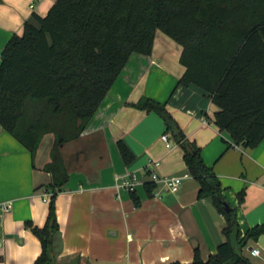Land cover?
Masks as SVG:
<instances>
[{"label": "crops", "instance_id": "0c3cea01", "mask_svg": "<svg viewBox=\"0 0 264 264\" xmlns=\"http://www.w3.org/2000/svg\"><path fill=\"white\" fill-rule=\"evenodd\" d=\"M54 1L0 0V51L13 33H21L25 20L44 15ZM180 52L178 43L157 30L151 53L129 55L83 131L62 145L69 177L55 197L61 242L55 264L189 262L195 248L206 259L223 241L224 218L209 198H197L198 184L187 172L181 147L169 140L155 112L131 105L141 96L166 102L185 136L200 148L235 209L241 233L264 223V141L252 148L235 145L217 129L212 122L216 107L205 92L177 83L184 71ZM118 139L134 155L128 164L118 153ZM53 140V133H45L31 162L29 152L0 127V202L11 204L0 211V264H31L40 252L39 239L24 221L37 226L45 221L49 195L44 185L50 175L43 166ZM151 172L182 178L175 191L158 183L147 195L143 183L150 181ZM131 174L138 206L121 186ZM241 189L244 197L238 203ZM241 252L251 264H264V233Z\"/></svg>", "mask_w": 264, "mask_h": 264}, {"label": "trees", "instance_id": "16d2710c", "mask_svg": "<svg viewBox=\"0 0 264 264\" xmlns=\"http://www.w3.org/2000/svg\"><path fill=\"white\" fill-rule=\"evenodd\" d=\"M32 18L0 51V127L29 152L31 162L41 137L54 135L43 166L50 175L45 221H24L40 242L31 264H55L61 249L55 197L69 177L62 145L83 131L129 55L151 53L157 30L181 46L184 71L177 83L205 92L216 107L217 129L235 145L252 148L264 141V0H55L44 15ZM131 105L162 119L198 184L197 198H209L224 218V239L214 253L203 259L195 248L189 262L164 264H251L241 249L264 233V223L241 233L218 177L166 102L141 96ZM116 146L123 163H130L134 155L127 145L118 139ZM143 186L152 195L156 184ZM128 189L138 206L140 197ZM236 197L241 203L244 190Z\"/></svg>", "mask_w": 264, "mask_h": 264}, {"label": "built area", "instance_id": "2783aa9c", "mask_svg": "<svg viewBox=\"0 0 264 264\" xmlns=\"http://www.w3.org/2000/svg\"><path fill=\"white\" fill-rule=\"evenodd\" d=\"M161 139L165 142V145L168 146V136L166 133H163L161 135ZM156 163H153L152 165H155ZM150 181L154 182L155 184L160 183L163 187L167 188L170 191H175L180 180L181 176H162L160 174H157L156 172H151L149 174ZM135 182V176L133 174L129 175V177L126 180H123L121 183V186L125 188H131L132 184ZM11 204L9 201H2L0 202V211H7L9 210ZM252 254L258 253L257 249H251Z\"/></svg>", "mask_w": 264, "mask_h": 264}, {"label": "rangeland", "instance_id": "374dc122", "mask_svg": "<svg viewBox=\"0 0 264 264\" xmlns=\"http://www.w3.org/2000/svg\"><path fill=\"white\" fill-rule=\"evenodd\" d=\"M159 32H160V31H159ZM169 140H170L171 142H173V138H172V137H170Z\"/></svg>", "mask_w": 264, "mask_h": 264}, {"label": "water", "instance_id": "95a60500", "mask_svg": "<svg viewBox=\"0 0 264 264\" xmlns=\"http://www.w3.org/2000/svg\"><path fill=\"white\" fill-rule=\"evenodd\" d=\"M226 209H229V207L226 205Z\"/></svg>", "mask_w": 264, "mask_h": 264}]
</instances>
